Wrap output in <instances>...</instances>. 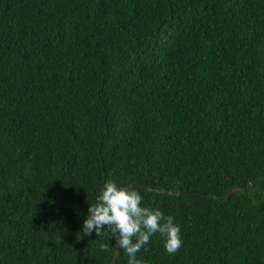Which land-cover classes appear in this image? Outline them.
I'll list each match as a JSON object with an SVG mask.
<instances>
[{"label": "trees", "instance_id": "16d2710c", "mask_svg": "<svg viewBox=\"0 0 264 264\" xmlns=\"http://www.w3.org/2000/svg\"><path fill=\"white\" fill-rule=\"evenodd\" d=\"M106 180L180 226L145 264H264V0H0V264H110Z\"/></svg>", "mask_w": 264, "mask_h": 264}, {"label": "clouds", "instance_id": "9594fccd", "mask_svg": "<svg viewBox=\"0 0 264 264\" xmlns=\"http://www.w3.org/2000/svg\"><path fill=\"white\" fill-rule=\"evenodd\" d=\"M142 201V195L123 182L106 180L98 187L94 202L88 203L81 228L83 236L93 233L99 236L106 229L114 238L113 247L123 250L126 264H145L137 254L155 234L164 238L165 252L175 254L183 243L180 226L172 215L146 206ZM100 248L109 250L108 244Z\"/></svg>", "mask_w": 264, "mask_h": 264}, {"label": "water", "instance_id": "95a60500", "mask_svg": "<svg viewBox=\"0 0 264 264\" xmlns=\"http://www.w3.org/2000/svg\"><path fill=\"white\" fill-rule=\"evenodd\" d=\"M126 186L129 188L135 187V188H142V189L149 190V191L152 190L150 187L143 185L139 182L130 183ZM236 191H244V188H238V187L228 188L226 191V194L223 197H219V199H228ZM170 193L173 194V192H170ZM174 194L175 195H188V196H201V197H207V198L210 197V195L203 194L201 192H192V191H185V190L176 192ZM113 240H114V238H113ZM118 252H119V249L115 248L114 256H113V259L111 260L110 264H115L116 258L118 256Z\"/></svg>", "mask_w": 264, "mask_h": 264}]
</instances>
